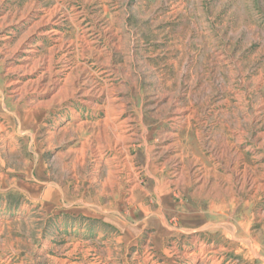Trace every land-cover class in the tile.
<instances>
[{"label":"rangeland","instance_id":"1","mask_svg":"<svg viewBox=\"0 0 264 264\" xmlns=\"http://www.w3.org/2000/svg\"><path fill=\"white\" fill-rule=\"evenodd\" d=\"M0 264H264V0H0Z\"/></svg>","mask_w":264,"mask_h":264}]
</instances>
